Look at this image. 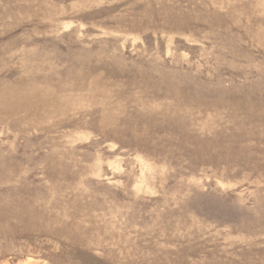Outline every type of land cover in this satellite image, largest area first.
Wrapping results in <instances>:
<instances>
[{"label": "rangeland", "instance_id": "obj_1", "mask_svg": "<svg viewBox=\"0 0 264 264\" xmlns=\"http://www.w3.org/2000/svg\"><path fill=\"white\" fill-rule=\"evenodd\" d=\"M0 264H264V0H0Z\"/></svg>", "mask_w": 264, "mask_h": 264}]
</instances>
